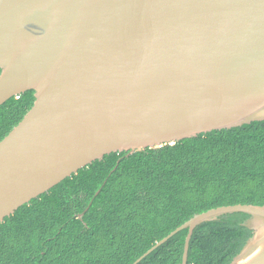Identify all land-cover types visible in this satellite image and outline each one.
Instances as JSON below:
<instances>
[{"label": "water", "instance_id": "95a60500", "mask_svg": "<svg viewBox=\"0 0 264 264\" xmlns=\"http://www.w3.org/2000/svg\"><path fill=\"white\" fill-rule=\"evenodd\" d=\"M0 107L35 91L0 142V223L112 153L128 155L264 121V0H0ZM100 192L97 193V195ZM231 264H264V206ZM84 214L79 216L82 219Z\"/></svg>", "mask_w": 264, "mask_h": 264}, {"label": "trees", "instance_id": "16d2710c", "mask_svg": "<svg viewBox=\"0 0 264 264\" xmlns=\"http://www.w3.org/2000/svg\"><path fill=\"white\" fill-rule=\"evenodd\" d=\"M34 102L31 90L0 107V142ZM128 154L95 161L0 223V264H134L198 214L264 206V121ZM250 218L227 214L197 227L188 264H231L253 236ZM187 235L139 264H182Z\"/></svg>", "mask_w": 264, "mask_h": 264}, {"label": "built area", "instance_id": "2783aa9c", "mask_svg": "<svg viewBox=\"0 0 264 264\" xmlns=\"http://www.w3.org/2000/svg\"><path fill=\"white\" fill-rule=\"evenodd\" d=\"M19 97V96H18Z\"/></svg>", "mask_w": 264, "mask_h": 264}]
</instances>
